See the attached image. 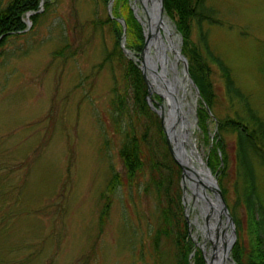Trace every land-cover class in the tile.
<instances>
[{
    "label": "rangeland",
    "instance_id": "374dc122",
    "mask_svg": "<svg viewBox=\"0 0 264 264\" xmlns=\"http://www.w3.org/2000/svg\"><path fill=\"white\" fill-rule=\"evenodd\" d=\"M117 1L121 16L124 4L134 17V13L142 15L138 0V12H133L132 0ZM205 3L213 7L217 21H202L200 28L193 25L189 36L206 57L207 78L214 95L212 108L206 105L207 117L197 112L204 104L199 103L200 93L188 68L196 90L181 74V62L176 64L178 75L185 79V98L194 104L193 112L187 105L184 109L193 121L192 137L204 162L216 117L232 114L233 109H239V101L226 92L217 64L199 42L200 31L209 50L228 66L234 85L264 117V0ZM114 5V0L109 5L101 0H53L51 9L33 27L25 16L30 27L0 45V264L173 263L174 247L162 234L155 235L156 202L152 193L142 191L147 172L126 182L118 154L129 122L127 116L122 117L121 128L117 129L110 118L116 114L109 105L111 87L121 90L123 83L115 55L103 60L114 36L111 26L100 21L106 13L112 16ZM162 13L166 15L164 7ZM135 20L144 31L140 20ZM169 20L180 49L181 36ZM151 101L158 108L164 102L154 91ZM202 118L207 132L200 128ZM130 122L136 136L146 131L149 142L142 144L145 153L156 149L155 127L148 117L132 118ZM222 138L227 155L225 175L220 178L223 198L231 218L238 220L235 225L232 218L233 243L236 240L241 249L240 264H246L255 236L243 204L234 202V133L224 132ZM155 154L159 157L157 150ZM254 169L257 189L264 199V167L255 162ZM112 171L123 183L110 194L109 210L100 225L101 192ZM211 174L217 182L215 173ZM205 190L214 196L209 186ZM193 198L190 191H185L182 214H187L191 238L200 246L204 244L201 249L205 257L204 251L212 242L192 222L198 214ZM198 216L197 220L203 221ZM221 218L224 224L223 213ZM195 248L200 250L195 245L192 251ZM227 263L232 264L230 260Z\"/></svg>",
    "mask_w": 264,
    "mask_h": 264
},
{
    "label": "trees",
    "instance_id": "16d2710c",
    "mask_svg": "<svg viewBox=\"0 0 264 264\" xmlns=\"http://www.w3.org/2000/svg\"><path fill=\"white\" fill-rule=\"evenodd\" d=\"M52 1L0 0V45L9 36L30 27L24 18L26 12H29L27 16L31 20V27H33L38 18L51 9ZM101 1L106 3L108 0ZM114 1L115 5L111 10L112 16L106 13L100 21L111 26L114 36L113 45L110 51L105 52L103 60H109L110 55L114 54L121 69L123 87L121 90L117 89L115 85L111 87L113 95L109 100V105L110 109L116 113L110 115V118L117 129L121 128L122 117L127 116L129 122V131L125 132L124 139L118 148V154L125 169L126 182L129 183L133 177L142 175L144 171L147 172V179L142 191L152 193L156 202L158 222L155 235L162 234L174 247L172 264H204L201 251L198 248L192 251L193 242L187 232L186 220L182 214L180 168L173 161L167 149L157 113L150 108L146 101L147 89L140 69L131 58L122 52L119 46L118 38L123 31V24L118 18L124 21V33L127 35L126 42L128 44L126 46L134 51H139L143 43L140 25L135 20L131 9L124 3V15L121 16V13L117 11L118 1ZM162 1L166 15L171 19L176 31L181 36L180 51L186 56L189 75L199 90L201 99L199 103L204 104L199 106L197 112H201L200 114L205 118L208 116L206 105L209 109L212 108L214 95L210 90L211 84L207 78L206 57L201 55L199 47L190 39L189 30L193 25L200 28L202 21L215 23L217 21L214 17L215 10L212 6L207 5L205 0ZM199 39L208 58L217 64L226 92L232 99L237 97L239 101V109H233L232 114L216 117L215 132L208 145L205 163L211 172L215 173L224 197L225 191L220 178L225 175L227 155L223 147L222 134L233 132L235 149V177L232 184L235 193L234 202L243 204L247 220L252 224L255 236L254 246L247 253L246 264H264V199L259 195L256 170L254 169L255 162L264 167V117L254 111L242 90L234 85L225 62L209 50L204 32L200 31ZM155 97L157 98V95ZM142 116H147L155 127L156 149L151 153H145L146 151L142 149V144L148 141L146 131L136 136L133 123L130 122L132 118ZM203 118L200 120V128L203 132H207L206 122ZM155 150L159 157L155 154ZM122 183L119 174L112 171L105 184L104 192H101V195L104 193L102 195L104 200L99 209L98 221L100 225L104 222L109 210L110 194L117 184ZM232 218L237 225L238 220L234 216ZM241 255V249L235 240L231 247V256L236 264H240Z\"/></svg>",
    "mask_w": 264,
    "mask_h": 264
},
{
    "label": "bare ground",
    "instance_id": "6f19581e",
    "mask_svg": "<svg viewBox=\"0 0 264 264\" xmlns=\"http://www.w3.org/2000/svg\"><path fill=\"white\" fill-rule=\"evenodd\" d=\"M132 1L134 11L138 12L137 0ZM138 1L141 4L142 15L139 12L137 16L147 34L144 59L149 60L156 70L154 74L146 71L147 79L150 87L163 96L164 102L161 108L163 111H161L164 122L171 126V143L175 145L174 148L186 170L183 177L184 191H190L194 196L192 202L197 206V212L203 220L198 221L197 214L192 222L201 229L204 237L212 242L210 249L204 251L206 264H229L228 259L221 255L230 233L224 229L220 204L205 190L207 186L211 187L214 184L215 178L210 169L206 168L202 154L196 148L195 138L192 137L193 121L188 117L187 111L188 109L193 111L194 104L186 100L185 79L182 75H178L176 69V64L180 61L176 32L174 33L168 16L158 13L155 0ZM184 105L188 106L187 110L184 109Z\"/></svg>",
    "mask_w": 264,
    "mask_h": 264
},
{
    "label": "water",
    "instance_id": "95a60500",
    "mask_svg": "<svg viewBox=\"0 0 264 264\" xmlns=\"http://www.w3.org/2000/svg\"><path fill=\"white\" fill-rule=\"evenodd\" d=\"M110 2H111V0H108L107 4L109 5ZM155 3H156V9H157L158 13H162L163 12V1L162 0H155ZM132 9H133V7H132ZM133 12H134V10H133ZM134 15H135V17L137 19H139L135 13H134ZM120 20L123 23V27H122L123 31H122V33L120 35V38H119L120 48L122 49V51L126 55H128V57H130L133 60L137 61V65H138V67H139V69L141 71L142 77H143V79H144V81L146 83V88H147L146 100H147V103L150 106V108L157 113V115H158V117L160 119V123H161L162 131H163V134H164V138H165L167 149H168L173 161L180 167V182H181V188H182L181 197L183 198L184 197L183 177L186 174V170H185V167L183 166V164L180 161V157H179V154H178L177 150L174 148L175 145H173L171 143V141H172L171 129H170L171 126H170V124H166L164 122V115H163V112L161 111L162 105L160 104L159 108H158V105H156L155 103H153L151 101V93L153 91L156 92L158 95H160L162 98H163V96H162L161 93L155 91L154 89H152L150 87L149 80L147 79L146 71H150L151 74L152 73L153 74L156 73V70H155L154 66H152L151 63H149V60L146 61L144 59V49H145V45H146V42H147V34H145V32L142 29L143 43H142V46H141V48H140V50L138 52H134V51L128 49L124 45V39H125L124 38V22H123L122 19H120ZM178 50H179V57L178 58H179V60L181 62V65H182L181 74L184 76V78L186 80H188L193 85L194 89L196 90L195 85L193 84L191 78L189 77V75L187 73V69H186L187 61H186V58L180 52L179 47H178ZM206 168L208 169L207 166H206ZM210 189L212 190V192L214 194V197L217 199L218 203L220 204V208H221L220 212L223 213V215H224V221H225V223L223 224L224 229H226V226H228L229 233H230L229 239L226 241V243L223 246L221 257L224 256V257H226V259L230 260L232 264H235V261L233 260L231 255H229L231 246H232L233 241L235 239V232H234V229H233L234 228L233 221H232V218H231L230 214L227 211L224 198L222 196L221 190L219 189L218 184H217L215 179H214V184L210 187ZM183 209H184V211H186L185 207H183ZM184 218H185V220H186V222L188 224V219H187L186 212H184ZM193 243H194V245H197L196 241H193ZM198 246L201 248L200 245H198ZM202 254H203V251H202ZM203 259H204V264H206V260H205L204 254H203Z\"/></svg>",
    "mask_w": 264,
    "mask_h": 264
}]
</instances>
